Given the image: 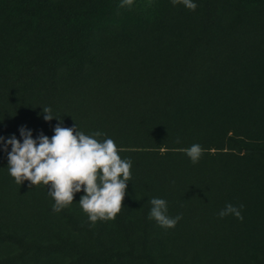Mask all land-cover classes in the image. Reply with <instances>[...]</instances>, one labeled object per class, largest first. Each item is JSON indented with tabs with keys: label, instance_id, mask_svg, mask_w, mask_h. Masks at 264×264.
Masks as SVG:
<instances>
[{
	"label": "trees",
	"instance_id": "trees-1",
	"mask_svg": "<svg viewBox=\"0 0 264 264\" xmlns=\"http://www.w3.org/2000/svg\"><path fill=\"white\" fill-rule=\"evenodd\" d=\"M193 2L0 0V136L75 124L132 162L121 211L92 225L83 190L55 212L17 184L0 141V264H264V0ZM154 197L174 228L148 219Z\"/></svg>",
	"mask_w": 264,
	"mask_h": 264
},
{
	"label": "clouds",
	"instance_id": "clouds-1",
	"mask_svg": "<svg viewBox=\"0 0 264 264\" xmlns=\"http://www.w3.org/2000/svg\"><path fill=\"white\" fill-rule=\"evenodd\" d=\"M171 2L173 6L183 4L191 11L197 7L193 0ZM132 4L133 0H121L120 7H131ZM42 112L45 121L54 117L48 107ZM53 131L51 138L41 133L34 139L31 130L22 126L19 129L22 142L15 135L8 139L0 136L4 146H11L7 154L9 174L19 185L27 180L31 186H47L55 201L52 206L55 212L71 205L74 194L83 190L79 204L92 225L98 220H114L121 211L127 182L131 180V160L121 159L111 138L102 142L96 139L103 135L100 132L89 136L79 131L75 124L73 127H61L59 123ZM184 151L193 164L203 154L199 144H193ZM150 204L148 219H154L161 227L174 228L181 219L179 215H167V202L162 198L154 197ZM242 207L227 204L218 215L221 218L234 215L242 220Z\"/></svg>",
	"mask_w": 264,
	"mask_h": 264
},
{
	"label": "rangeland",
	"instance_id": "rangeland-1",
	"mask_svg": "<svg viewBox=\"0 0 264 264\" xmlns=\"http://www.w3.org/2000/svg\"><path fill=\"white\" fill-rule=\"evenodd\" d=\"M219 13L223 11V14H225L226 12L232 13L234 11V9H232L231 6L229 5H223L221 8H219ZM256 162H264V160H259L256 159ZM250 233L254 234L253 232H255L254 230H250ZM250 264H254V263H250Z\"/></svg>",
	"mask_w": 264,
	"mask_h": 264
}]
</instances>
